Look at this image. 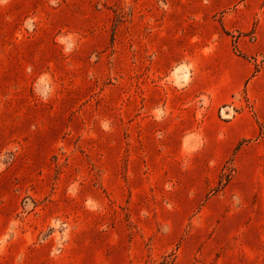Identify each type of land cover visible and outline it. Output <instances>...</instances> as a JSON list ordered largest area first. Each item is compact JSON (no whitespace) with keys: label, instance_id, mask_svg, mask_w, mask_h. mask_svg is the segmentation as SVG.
Instances as JSON below:
<instances>
[{"label":"rangeland","instance_id":"rangeland-1","mask_svg":"<svg viewBox=\"0 0 264 264\" xmlns=\"http://www.w3.org/2000/svg\"><path fill=\"white\" fill-rule=\"evenodd\" d=\"M0 264H264V0H0Z\"/></svg>","mask_w":264,"mask_h":264}]
</instances>
